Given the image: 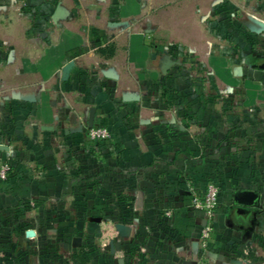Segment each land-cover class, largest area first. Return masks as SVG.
<instances>
[{
	"label": "rangeland",
	"instance_id": "rangeland-1",
	"mask_svg": "<svg viewBox=\"0 0 264 264\" xmlns=\"http://www.w3.org/2000/svg\"><path fill=\"white\" fill-rule=\"evenodd\" d=\"M56 1L0 0V66L15 56H45L47 14ZM207 1L208 12L198 18L204 57L185 45L163 49L167 65L160 75L122 103L127 141L119 144L115 136H122L106 123L86 125L81 147L56 165L65 177L63 192L23 203L24 211H0V264H111L107 242L121 235L117 225L130 224V236L152 247L154 222H162L158 231L169 247L181 237L176 225L185 213L193 239L202 243L206 217L199 207L209 187L218 195L215 216L234 191L264 189V163L251 159L256 148L249 143L244 84L253 75L264 81V0H198L195 6ZM5 162L0 181L11 175Z\"/></svg>",
	"mask_w": 264,
	"mask_h": 264
},
{
	"label": "crops",
	"instance_id": "crops-1",
	"mask_svg": "<svg viewBox=\"0 0 264 264\" xmlns=\"http://www.w3.org/2000/svg\"><path fill=\"white\" fill-rule=\"evenodd\" d=\"M196 1H56L47 14L45 56L36 61L15 56L0 66V145L8 147L0 151V162L7 166V161L11 169V175L0 181V211L12 207L24 211L23 203L61 194L65 177L55 172L56 165L81 147L86 125L106 123L122 136H115L119 144L127 141L122 103L128 102L131 91L160 75L167 65L163 49L185 45L204 57L205 32L198 18L208 12V1L200 8ZM69 63L73 66L66 77ZM261 78L253 75L244 83L251 117L249 143L256 148L251 159L257 163H264ZM54 173L59 176L50 177ZM239 191L253 197L236 203L233 198ZM231 195V202L215 216L210 239L202 243L193 239L186 213L176 225L181 237L169 247L158 231L162 222H154L152 247H147L151 243L146 238L130 236V224L117 225L121 235L107 242L110 263L264 264V189ZM30 238L35 239V232ZM172 251H178L180 259Z\"/></svg>",
	"mask_w": 264,
	"mask_h": 264
},
{
	"label": "built area",
	"instance_id": "built-area-1",
	"mask_svg": "<svg viewBox=\"0 0 264 264\" xmlns=\"http://www.w3.org/2000/svg\"><path fill=\"white\" fill-rule=\"evenodd\" d=\"M3 170H8V167L4 166ZM217 197L218 195L216 189L213 187H209L207 190L206 205L203 207H199L200 210H204V214L206 217V221L202 231V236L204 240H208L210 238V235L212 234L211 232L213 228L211 222L215 218L214 206L216 205V200L218 199Z\"/></svg>",
	"mask_w": 264,
	"mask_h": 264
},
{
	"label": "water",
	"instance_id": "water-1",
	"mask_svg": "<svg viewBox=\"0 0 264 264\" xmlns=\"http://www.w3.org/2000/svg\"><path fill=\"white\" fill-rule=\"evenodd\" d=\"M72 66H73V63H69L68 65H66V67H65L66 77L68 76V72H69V70L71 69ZM0 151H8V147L0 145ZM252 197H253V193H251L249 191H239V192L235 193L233 199H234V202H236V203L237 202L238 203H240V202L246 203L247 200H249ZM26 235L28 237H34V232L31 231V230L26 231Z\"/></svg>",
	"mask_w": 264,
	"mask_h": 264
}]
</instances>
